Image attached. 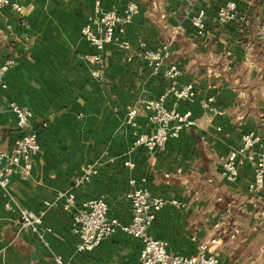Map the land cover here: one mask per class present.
I'll use <instances>...</instances> for the list:
<instances>
[{
	"label": "crops",
	"instance_id": "1",
	"mask_svg": "<svg viewBox=\"0 0 264 264\" xmlns=\"http://www.w3.org/2000/svg\"><path fill=\"white\" fill-rule=\"evenodd\" d=\"M98 1L107 11L130 0H10L22 6L21 15L11 5L0 8V66L8 58L15 61L5 75L7 88L0 87V150L12 151L21 133L12 102L33 112L41 145L30 176L25 179L18 171L0 193V264H58L56 256L67 264H139L140 242L123 233L91 252H78L79 238L71 228L74 210L47 205L72 189L78 207L104 199L109 215L127 223L131 180L167 201L151 234L170 253L197 254L201 242L219 235L221 244L212 250L221 264H264V197L249 191L253 169L243 166L233 185L222 177L225 158L244 134L258 136L255 151L264 156V49L252 44L257 27L241 24L264 9V0H239V21L226 26L217 21L226 0H134L140 13L126 33L132 50L108 47L102 78L84 59L93 48L81 35L83 25L98 17ZM201 10L207 15L206 32L198 37L192 18ZM142 44L169 46V63L182 76L167 80L164 69L154 76L138 54ZM189 83L196 98L185 101L171 94L165 107L191 110L195 125L164 151L135 147L136 132L150 134L154 127L143 110L138 128L132 127L130 109L142 99L158 98L170 85ZM208 97L224 114L202 107ZM86 171H91L89 179L76 185ZM199 191L204 195L196 199ZM20 209L43 215V237L20 229Z\"/></svg>",
	"mask_w": 264,
	"mask_h": 264
},
{
	"label": "built area",
	"instance_id": "2",
	"mask_svg": "<svg viewBox=\"0 0 264 264\" xmlns=\"http://www.w3.org/2000/svg\"><path fill=\"white\" fill-rule=\"evenodd\" d=\"M238 2L239 0H226L218 9L217 21L220 25H227L235 20L238 15ZM6 5H11L19 15L23 13V8L19 4L11 3L10 0H0V8ZM96 6L98 17L90 19L83 25L81 35L93 48V53L85 55L84 59L90 65L93 75L102 78L108 47H114L116 50L127 53L132 50L126 37L127 26L140 13V6L134 0H130L123 7L113 6L107 11L100 10V1ZM206 16V12L201 10L192 18V24L198 37L205 35ZM257 37L264 41V22L257 30ZM138 54L152 69L154 76H160L163 69L167 80H175L183 74L177 65L169 63L170 49L167 45L159 49H151L142 44L138 49ZM14 63L13 58H8L0 66V87L3 89L7 88L5 75ZM171 94L177 99L192 101L196 98L197 90L194 83L181 88L170 85L158 98L142 99L138 102V107L130 109L128 122L132 127L138 128L137 117L140 110L148 114L149 122L154 127V131L150 134L136 132L133 142L135 147H145L150 151H164L170 140L179 138L184 129L195 125L191 110L179 112L165 107V100ZM201 105L215 114H224V111L216 107L213 97L201 100ZM9 107L16 116V125L21 133L12 151L0 150V193L9 188L13 176L18 171L25 179L30 176L34 157L41 150L40 135L33 112L14 102L10 103ZM43 126L46 127L47 124L43 123ZM258 142L259 138L254 132L244 134L241 145L225 158L222 177L227 184L233 185L238 181L240 169L249 164L254 172V181L249 191L250 193H261L264 197V156L257 155L255 151ZM126 165L134 166L131 162H126ZM90 174L91 171H86L84 179L77 180L76 185L87 181ZM130 183L135 187L128 195L132 205V215L127 223H122L109 215V208L104 199L86 201L78 207L76 195L72 189L64 193L59 201L47 203L50 207L60 206L65 212L74 210L71 228L79 238L78 252H91L107 238L123 233L140 242L139 264H221L220 258L212 250L213 247L221 244L219 235L207 242H201L197 254L170 253L166 245L151 234V228L156 222L157 215L167 201L152 195L145 186L137 187L135 180H131ZM203 195L204 192H197L196 199H200ZM173 203L177 204L176 201ZM6 208L12 209V205L7 203ZM17 223L23 232L43 237L41 233V227L44 224L43 215L29 209H20ZM220 226L215 225L219 233L222 232ZM47 231L51 232V229ZM231 236L234 237V233ZM56 262L67 264L61 256H56Z\"/></svg>",
	"mask_w": 264,
	"mask_h": 264
},
{
	"label": "rangeland",
	"instance_id": "3",
	"mask_svg": "<svg viewBox=\"0 0 264 264\" xmlns=\"http://www.w3.org/2000/svg\"><path fill=\"white\" fill-rule=\"evenodd\" d=\"M254 18L252 20V17H244L241 21V24L242 26H250L251 27H257V29L262 25V23L264 22V9H260V12H257L255 11L254 12ZM252 20V21H251ZM238 16L235 18V20H233L232 22H230L229 24L233 23V22H238ZM227 24V25H229ZM246 24V25H245ZM222 26V25H221ZM223 26H226V25H223ZM252 40V44H257L259 45V47L261 49H264V41L260 40L258 37H257V33H256V36H253L251 38ZM260 52L263 54V51L261 50H254V54L257 53V54H260ZM255 54V55H257Z\"/></svg>",
	"mask_w": 264,
	"mask_h": 264
}]
</instances>
